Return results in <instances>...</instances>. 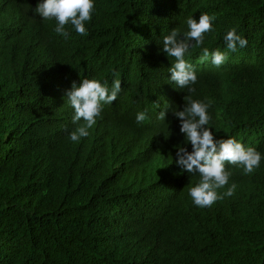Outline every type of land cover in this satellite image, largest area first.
Listing matches in <instances>:
<instances>
[{"label": "trees", "instance_id": "1", "mask_svg": "<svg viewBox=\"0 0 264 264\" xmlns=\"http://www.w3.org/2000/svg\"><path fill=\"white\" fill-rule=\"evenodd\" d=\"M40 2L0 0V264H264V0H94L87 35L69 23L68 38L34 11ZM201 13L215 19L185 54L197 75L189 92L169 79L163 37ZM233 28L247 40L235 52L224 39ZM204 47L228 59L202 61ZM84 78L109 89L121 79L122 98L73 142L83 121L58 95ZM139 84L164 99L138 124L149 110ZM184 96L211 101L215 140L261 154L251 174L225 162L217 192L237 187L210 207L189 195L199 173L175 162L177 146L192 150L173 115Z\"/></svg>", "mask_w": 264, "mask_h": 264}, {"label": "clouds", "instance_id": "2", "mask_svg": "<svg viewBox=\"0 0 264 264\" xmlns=\"http://www.w3.org/2000/svg\"><path fill=\"white\" fill-rule=\"evenodd\" d=\"M94 7V0H42L34 11L45 20L55 19L57 24L54 31L68 38L69 32L65 26L69 23L77 33L87 35L85 22L92 19ZM214 19L215 17L207 13H201L198 21L189 17L186 21L189 28L187 32L181 34L174 28L163 37L162 51L169 57H173L175 61L169 68L171 73L169 79L178 88H188L189 92H195V88L191 85L196 83L197 75L194 66L185 59V54L193 46V41L195 46L203 45L204 33L211 31ZM224 39L227 49L232 52H235L238 47L247 46L246 38L238 35L235 28L229 30ZM202 51L201 60H207L211 56V62L217 67L228 59L227 52L219 49L210 53L209 49L204 47ZM114 74L119 76V73ZM132 75L134 80V74ZM68 85L66 86L65 83L60 87L58 98L69 105L68 112L71 117L73 116L74 124L83 121L69 134L73 142H78L82 137L88 136V130L97 123V118L101 117L104 105L112 104L113 101L115 105L120 103L122 97H117L121 91V79H114L111 89L107 81L101 83L99 80L88 78H84L79 84L73 81L70 89ZM136 87L149 106V110L136 115V121L139 124L148 118L146 111L151 112L157 109L159 101H162L164 96L156 100L158 95L152 89L142 88L140 84ZM184 100L186 103L183 109L173 111V115L179 118L180 131L191 143L192 150L188 151L184 146H177L175 162L187 173H199L201 179L198 184L189 189V195L195 205L210 207L218 199L232 196L237 187L233 183L223 195L217 192V189L224 188L228 184L231 175L225 168V162L242 166L245 174H251L255 168L259 167L261 154L254 147H245L235 138L215 140L213 132L208 127L210 116L207 109L211 101L204 103L192 99L191 96H184ZM167 110L168 105H165L157 118L164 120ZM145 132L148 136L147 130ZM148 138L152 143L163 142L149 136Z\"/></svg>", "mask_w": 264, "mask_h": 264}]
</instances>
